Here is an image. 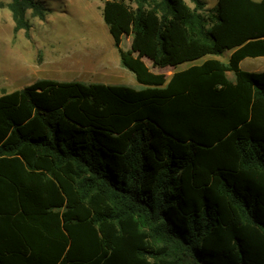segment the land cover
Returning <instances> with one entry per match:
<instances>
[{
  "label": "trees",
  "instance_id": "obj_1",
  "mask_svg": "<svg viewBox=\"0 0 264 264\" xmlns=\"http://www.w3.org/2000/svg\"><path fill=\"white\" fill-rule=\"evenodd\" d=\"M188 2L103 1L138 89L41 79L0 95V264H264V71L239 68L264 57V0ZM8 7L14 32L47 12ZM228 51L166 83L141 60Z\"/></svg>",
  "mask_w": 264,
  "mask_h": 264
},
{
  "label": "rangeland",
  "instance_id": "obj_2",
  "mask_svg": "<svg viewBox=\"0 0 264 264\" xmlns=\"http://www.w3.org/2000/svg\"><path fill=\"white\" fill-rule=\"evenodd\" d=\"M36 1L47 10L44 18L27 11L29 28L14 32L10 0H0V95L41 79L139 88L133 74L121 66L113 37L102 21L104 0ZM202 1L207 8L215 5L212 0ZM119 37L118 47L132 52L131 35ZM141 60L164 83L189 65L155 69L146 58ZM249 67L256 66L249 63Z\"/></svg>",
  "mask_w": 264,
  "mask_h": 264
},
{
  "label": "crops",
  "instance_id": "obj_3",
  "mask_svg": "<svg viewBox=\"0 0 264 264\" xmlns=\"http://www.w3.org/2000/svg\"><path fill=\"white\" fill-rule=\"evenodd\" d=\"M216 1L217 0H212V4H215ZM254 1H260V0H254ZM230 54H231V51H228V52H225L224 54H222L221 56H217V57L216 56H210V57L208 56V57H205L201 60L191 62V63H189V65L184 66L182 68L186 69L192 65L201 64L203 61H205L207 59H215V60H218L222 63H226ZM249 63L254 64L256 67H254V68L249 67ZM239 68L243 71H246V72H256V73L262 72V71H264V57L244 58L243 60L240 61ZM227 77H228V79H232V75L230 73H227Z\"/></svg>",
  "mask_w": 264,
  "mask_h": 264
}]
</instances>
